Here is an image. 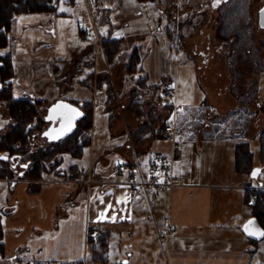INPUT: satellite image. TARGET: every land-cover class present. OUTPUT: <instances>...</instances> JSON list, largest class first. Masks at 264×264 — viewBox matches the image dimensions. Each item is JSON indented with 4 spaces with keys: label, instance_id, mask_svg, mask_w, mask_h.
Masks as SVG:
<instances>
[{
    "label": "crops",
    "instance_id": "obj_1",
    "mask_svg": "<svg viewBox=\"0 0 264 264\" xmlns=\"http://www.w3.org/2000/svg\"><path fill=\"white\" fill-rule=\"evenodd\" d=\"M88 4L60 0L52 12L13 19L10 44L2 52L12 54L15 95L41 100L39 116L44 123L55 105L69 107L79 101L76 106L81 109L88 100L92 123L84 154H64L57 165L61 172L22 177L27 166L21 156L0 157L19 170L13 180L0 178V185L8 186L0 204L4 226L0 258L8 264H86L88 233L106 231L116 236L119 252H126V263L116 264H264V238L251 242L260 231L245 201L246 189L264 188V179L259 178L263 165L254 179L235 167L236 143L251 141L264 125V98L258 85L256 101L249 114L243 113L252 117L250 125L233 133L230 111L240 106L238 99L244 94L232 88L238 71L223 74L211 62L213 56L199 65L182 50L171 51L155 1L138 0L134 13L125 15L123 0ZM80 11L89 21L93 15L99 43L93 37L80 39L79 20L84 18L77 17ZM106 36L121 43L111 64L102 42ZM217 39L221 47L229 42L223 36ZM134 50L140 69L128 73ZM219 53L221 58H216L229 71L228 52ZM207 67L213 70L205 73ZM190 77L205 91L200 101H192L196 90L188 84ZM183 81L188 84L187 96H180ZM167 86L175 97L165 96ZM9 124L8 112L0 110V135L10 131ZM143 124L151 131L136 141L132 134ZM164 125L173 126V141L158 133ZM42 138L36 131L31 144ZM147 152L172 153L174 171L183 184L148 199L132 197L125 182H115L121 178L116 162L137 157L144 164ZM89 170L103 183L87 187L80 181ZM166 218L177 229L162 239L157 226H166ZM151 233L156 237L153 243Z\"/></svg>",
    "mask_w": 264,
    "mask_h": 264
},
{
    "label": "trees",
    "instance_id": "obj_2",
    "mask_svg": "<svg viewBox=\"0 0 264 264\" xmlns=\"http://www.w3.org/2000/svg\"><path fill=\"white\" fill-rule=\"evenodd\" d=\"M60 0H0V103H4L8 110L10 119V131L5 135H0V152L7 156H21V161L27 163V168L24 170L22 177L27 178H43L49 172L56 168L61 162L64 154H70L73 157H81L84 154L85 148L89 145V138L85 131L91 127V107L90 101L82 102L81 109L82 116L76 121L74 128L58 141L51 142L47 145L39 146L32 151L28 143L33 138L36 131L40 130L44 121L39 116L38 106L42 103L39 99H32L27 96H16L14 93V77L15 69L12 61V54L9 50L4 51L10 44V29L13 19L24 13H41L52 12L56 8V4ZM76 0H68L74 4ZM154 1V0H152ZM93 5H96L97 0H90ZM236 2V0H235ZM235 4V3H234ZM230 12V9H221L218 11V21L220 26L218 34L226 39L231 38L229 44L247 42L244 35L245 28L238 26L228 20L227 27H222L224 24V15ZM232 13V12H231ZM230 13V14H231ZM234 13V12H233ZM232 22L233 25H229ZM225 28V30L223 29ZM242 37V42L239 38ZM103 46L107 55V60L111 64L117 52L120 49L121 43L119 40L111 39L109 36L103 38ZM238 41V42H236ZM243 48V47H242ZM140 56L134 50L127 62L126 71L134 73L140 69ZM264 66V65H263ZM264 69V67H263ZM238 99L240 106L230 111L231 116H234L233 133H238V128L246 129L252 120L251 116H247L248 105L256 98L255 91L247 90L243 96ZM246 99V100H245ZM77 102V103H76ZM72 102L79 106V101ZM244 112L248 114L243 115ZM246 116V117H244ZM83 129V130H82ZM150 125L143 124L139 126L134 132L133 137L136 141H140L148 132H150ZM259 144V157L264 163V126L256 134ZM253 151L251 150L250 141L248 139L240 140L235 145V167L240 173L250 176L253 165ZM62 171L60 168L57 172ZM66 170H64L65 172ZM19 170L12 166L9 161H0V178H14L18 176ZM254 179V178H252ZM245 201L249 204L252 219H254L260 226L264 233V188H251L245 191ZM91 232V231H90ZM87 235V243H91L93 252L100 247L105 248L107 245L108 232L100 231L96 235ZM261 238H254L251 236V242H255ZM4 226H3V212L0 210V254L4 249Z\"/></svg>",
    "mask_w": 264,
    "mask_h": 264
},
{
    "label": "rangeland",
    "instance_id": "obj_3",
    "mask_svg": "<svg viewBox=\"0 0 264 264\" xmlns=\"http://www.w3.org/2000/svg\"><path fill=\"white\" fill-rule=\"evenodd\" d=\"M97 1L99 2L100 0ZM102 1L103 3L110 4L117 2L118 0ZM154 1L156 2L157 7L161 9V24L164 28L165 34L168 37V46L171 48V51L182 50L185 53L186 57L188 56L189 58L194 59L195 62H197L199 65L204 62L205 58L213 56L214 59L211 60L210 58L211 62H216L214 63V65L219 66L220 70L223 71V74H225V72H230V70L231 73H234V71L235 73L237 71L239 72L235 80L232 82L233 90L234 88H236L238 89V93H242L249 90L250 88V92H253L255 91V88L258 85L257 88H259V95L260 97L264 98V30L258 25L257 21V12L260 6H262V4L264 3V0H236V2L235 0H228L224 2V4L222 5V9H230V12L228 13V15L227 13L224 15V24L222 27L226 26L227 30L230 29L227 25L228 20L236 24L235 27H233L234 29H236L238 26H243L245 28V31L242 37H245L244 39L247 38V42H245V44H229L231 38H226L227 40H229V42H223L222 47L221 40L216 41L218 40L217 38H221V34L223 33L220 32V34H218V28L220 26V21H218V11L221 10V8L215 13L214 11H212L213 13L211 14L208 0ZM137 4L138 0H123V5L121 6V13H123L124 15L126 11L134 13L135 7L133 6H136ZM80 16H84V18L88 22V18L85 12L80 11L77 17L80 18ZM232 22H230L229 25H233ZM223 29L225 30V28ZM242 37L239 38L240 41L242 40ZM222 51L228 52L230 60L229 71L225 66L226 63L224 64V61L219 59L221 58L220 56L222 54L219 52ZM216 53L220 55H217ZM212 70V68L207 67L204 72L207 73L208 71L211 72ZM225 79L226 77L224 76V81ZM188 84H190L189 86H191L192 88L194 87L196 90L194 91L193 89L192 91V94L194 93L195 97L192 99V101L196 102L197 99L200 101L203 98L202 96H204L205 91L198 87L199 84L197 80L194 79V77L188 78ZM188 84L183 81L180 90V96L181 94H183L184 96L188 95V91L186 89ZM212 94L215 95L214 92H212ZM255 101L256 98L253 99V101L248 105V112L250 110V105H252ZM0 110L4 113L8 112V110L5 108L4 103H0ZM47 125V122L44 123L41 129L37 131V133H40L43 128L47 127ZM89 130L90 129L85 131L86 134ZM1 133L4 134V131H1ZM33 140L34 139L32 138L28 143L32 151L36 150L39 146L50 144L47 143L46 138H42L38 142H34L35 144L32 145L31 142H33ZM250 145L254 155L253 165L254 167H261L263 165L262 172H260L259 174V178L264 179V163L260 160L259 157V144L256 137H254L250 141ZM66 158L69 157L67 156ZM58 169V167L53 168L55 173H57ZM14 178L5 179L10 181ZM7 190L8 186L0 185V204L3 203L4 197L7 194ZM149 237L151 243L156 241V237L154 236V234L151 233ZM130 241L136 243L134 242V238H131ZM127 243H129V241ZM91 246V243H87L86 248L89 252H87L88 261L86 262V264H116L127 260L126 255L123 256L126 252H119V244L115 235L111 237L107 236V245L105 248L100 247V249H96V252H93ZM94 257H96V259ZM8 263V260H5L3 257L2 259L0 258V264Z\"/></svg>",
    "mask_w": 264,
    "mask_h": 264
},
{
    "label": "built area",
    "instance_id": "obj_4",
    "mask_svg": "<svg viewBox=\"0 0 264 264\" xmlns=\"http://www.w3.org/2000/svg\"><path fill=\"white\" fill-rule=\"evenodd\" d=\"M82 2L89 7L88 0H82ZM90 16L88 22L85 18L79 20L80 39L87 40L93 37L94 41L99 43L100 37L96 32L93 15L90 13ZM164 94L169 98L175 97V91L169 86L165 87ZM157 131L164 138L174 140L172 125L158 127ZM115 172L121 175L120 180H115V182L121 180L125 182L132 197L145 196L148 199H155L160 191H170L183 184L182 178L174 171L172 153L165 155L147 152L144 164H141L137 157L133 160L118 161L115 163ZM80 181L84 182L87 187L94 183H103V181L93 178L91 170L87 172V177ZM176 229L177 225L171 224L166 218V226L163 228L157 226L158 236L163 239Z\"/></svg>",
    "mask_w": 264,
    "mask_h": 264
},
{
    "label": "water",
    "instance_id": "obj_5",
    "mask_svg": "<svg viewBox=\"0 0 264 264\" xmlns=\"http://www.w3.org/2000/svg\"><path fill=\"white\" fill-rule=\"evenodd\" d=\"M264 8L260 10L259 15V25L264 28ZM2 86V82L0 81V87ZM49 116L46 117L47 120V127L43 128L40 132V136L46 137L49 142H55L63 138L67 133H69L75 126L76 121L82 116V109H80L78 106L73 105L72 106H62V105H55L51 112H49ZM59 119V127L52 126L51 122H53L56 118ZM3 159H7V155L0 156ZM12 159V157H11ZM24 166H27V163H24ZM260 167H253L250 172L251 178H257L258 174L260 172ZM255 172V175L253 173ZM253 221L256 223L258 230L260 233H263L260 226L257 224V222L253 219ZM262 235H258L254 238H260ZM127 260H124L126 263Z\"/></svg>",
    "mask_w": 264,
    "mask_h": 264
},
{
    "label": "flooded vegetation",
    "instance_id": "obj_6",
    "mask_svg": "<svg viewBox=\"0 0 264 264\" xmlns=\"http://www.w3.org/2000/svg\"><path fill=\"white\" fill-rule=\"evenodd\" d=\"M209 1V6H210V10L211 11H214L215 9L216 10H219L222 5L224 4L225 1H228V0H208ZM264 8V3L262 4V6H260V8L258 9V12H257V21H258V25H259V15H260V10ZM260 26V25H259ZM261 27V26H260ZM262 29L264 30V28L262 27ZM60 116L58 118H56L53 122H51L52 126H55V127H59V119ZM46 138V137H45Z\"/></svg>",
    "mask_w": 264,
    "mask_h": 264
},
{
    "label": "snow or ice",
    "instance_id": "obj_7",
    "mask_svg": "<svg viewBox=\"0 0 264 264\" xmlns=\"http://www.w3.org/2000/svg\"><path fill=\"white\" fill-rule=\"evenodd\" d=\"M62 10H64V9H62ZM262 11H264V10H262ZM253 175H255V172L253 173ZM251 223V222H250ZM260 235H264V233H260Z\"/></svg>",
    "mask_w": 264,
    "mask_h": 264
}]
</instances>
